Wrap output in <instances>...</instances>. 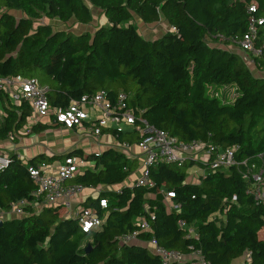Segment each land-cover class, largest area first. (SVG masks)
<instances>
[{"label": "trees", "instance_id": "16d2710c", "mask_svg": "<svg viewBox=\"0 0 264 264\" xmlns=\"http://www.w3.org/2000/svg\"><path fill=\"white\" fill-rule=\"evenodd\" d=\"M95 11L108 25L97 24L93 31L76 33L45 20L88 25ZM133 19L145 24L164 19L175 29L148 39ZM252 27L254 46L262 54L249 53L263 71L264 0H0V74L38 78L49 86L57 106L101 89L112 97L125 91L150 124L184 141L237 146L236 158L243 161L264 152V75L255 74L231 48L239 47ZM231 92L233 100H225ZM0 97L7 114L0 119V140L14 134L17 142L20 136L61 126L38 124L20 134L29 105L10 103L1 91ZM119 137L132 143L139 139ZM71 155L95 165L72 182L86 188L115 186L82 202L105 219L104 225L85 233L61 205L39 212L28 208L0 226V264H201L196 258L165 262L145 244L121 241L135 230L142 240L156 238L184 255L200 251L206 264H232L248 252L251 259L245 264H264V204L247 192L244 166L209 169L193 183L187 172L195 163H206H158L150 169L155 185L145 187L125 184L138 158L117 148L90 154L73 148L28 159L11 151L9 165L0 171V209L31 199L36 184L30 166ZM164 190L175 194L170 202L178 208L169 206ZM102 198L108 199L107 208L100 205ZM142 219L149 222L146 231L140 228Z\"/></svg>", "mask_w": 264, "mask_h": 264}, {"label": "built area", "instance_id": "2783aa9c", "mask_svg": "<svg viewBox=\"0 0 264 264\" xmlns=\"http://www.w3.org/2000/svg\"><path fill=\"white\" fill-rule=\"evenodd\" d=\"M255 34L254 27H252L250 33L239 41V47L243 51L252 52L254 56H258L262 54V51L254 46ZM262 74L264 75V70ZM0 91L10 103L15 105L27 103L29 105L30 115L27 117L25 126L19 130L20 134L30 133L32 128L38 124H60L74 129L79 136H86L92 145L97 143L99 146L106 145V148H117L125 151L131 157L137 158L133 149L139 147L142 155L146 158L141 166L142 176L134 182L138 186L153 187L155 185V182L150 178V169L153 165L170 163L183 166L189 160H198L196 159L197 154L207 151L208 160L205 162L200 160L207 166L201 163H195L192 166L197 168L198 165L199 167L197 171L195 170L196 172H193L199 174L197 182L194 183H199L201 177L206 175L209 169L228 170L234 166H244L242 174L249 183L247 192L253 194L258 203L264 204V152L253 159L240 161L236 158L237 146L221 148L202 140H181L179 137L150 124L141 116L140 112H136L130 105L129 95L125 91H120L115 97H112L106 89H101L96 93L84 94L78 99H73L68 105L57 106L50 100L49 86L43 84L38 78L1 74ZM6 116L0 97V119ZM124 134L138 135L139 139H134L136 143H132L130 140H121L119 136ZM9 139L13 141L14 134H11ZM9 163L10 154L0 152V171L4 170ZM94 166L92 161L76 155L67 156L52 163L44 162L37 166H30L29 171L36 184L31 199L22 198L15 202L10 209H0V220L4 221L14 213L17 216L25 215L28 208L39 212L46 206L61 205L67 210V216L75 218L85 233H93L102 228L105 219L101 218L94 208H85L82 203L78 202V198L87 188L71 181L76 175L87 169H93ZM90 189L93 191L98 189V192L113 190L112 186ZM163 192L169 206L178 208V205H173L170 202V198L175 194L166 190ZM100 205L107 208L108 199H100ZM180 224L186 226L184 221H181ZM139 225L144 231L150 227L149 222L145 219H142ZM189 231L194 235L192 228H189ZM139 233L140 230H135L125 234L121 237V241L128 243L140 241L143 244L144 240L139 237ZM146 243L165 262L196 258L199 263L206 264L200 251L184 255L178 250H169L160 245L156 238H152ZM242 259L240 264L250 261V252L246 253Z\"/></svg>", "mask_w": 264, "mask_h": 264}, {"label": "rangeland", "instance_id": "374dc122", "mask_svg": "<svg viewBox=\"0 0 264 264\" xmlns=\"http://www.w3.org/2000/svg\"><path fill=\"white\" fill-rule=\"evenodd\" d=\"M16 14H19L18 12H14ZM50 23H52L53 25H55L58 28H65V29H70L76 33H79L81 31H85V30H89V31H93L94 28L96 27L97 24L100 25H108V20L105 16H103L99 11H95V19L92 23L88 24V25H84V24H80V23H76L75 21H69L68 23H63L61 20H59L58 18H53L51 20H47ZM132 22L138 26L139 31L143 34L146 35L147 33H150L152 36V38H156L158 36H161L163 34H165L166 32L171 30V26L169 25V23H159L157 25H145V23L139 21L138 19H133ZM149 38V37H147ZM150 39V38H149ZM233 50H235L236 52H238L242 58H246L247 60V52L242 51V50H238L235 49L233 46L231 47ZM261 75V74H260ZM43 83V82H42ZM44 84V83H43ZM220 95L223 96L224 95V89L220 90ZM234 98V93H230L225 100L227 101H232ZM48 130V131H47ZM46 131H44L43 134L41 135H35L32 137H25L24 139L21 140L20 143L17 144V142L14 141H10L14 147H18L23 154L24 151L26 150L25 147H30L31 145H39V144H45L47 147V150H45L44 152L48 153L49 155L53 154V153H64L68 150H63V147H65V145L69 142H72L71 139H76L77 134L75 135L74 133H72L71 131H67L65 129H60V130H55L54 127H51L49 129H47ZM75 136V137H74ZM78 137H80L78 135ZM36 142V143H34ZM136 143V141L134 142ZM68 145V144H67ZM79 147L84 151L85 154H90V153H99L101 152L103 149L106 148V145L103 146H99L97 143L95 145H92L90 140L88 138H86L83 142L81 141V143L79 144ZM54 150H58L56 152H54ZM53 152V153H52ZM133 152L136 154L138 161H137V165L135 166L133 173L129 176V178L126 180L125 184H133L137 179H139L142 176V170H141V166L143 165V162L145 161V156L142 155L141 153V149L139 147L134 148ZM31 155V154H30ZM30 155H27V157H30ZM209 158V154L207 153V151H204L202 153L197 154L196 159L201 160L203 162L207 161ZM198 165L197 168L195 169L197 171L198 169ZM194 170H190L187 172V181L188 182H197L196 179H198L199 174H195L193 172H196ZM108 188V187H107ZM115 186L112 187V189H114ZM90 189V188H87ZM93 190V189H91ZM94 196L97 197L99 192L98 189H94ZM151 192H147V195H149ZM11 217H19L17 216V214H11ZM89 237L85 239V242H88ZM189 259V258H188ZM236 262V261H234ZM232 264H235V263Z\"/></svg>", "mask_w": 264, "mask_h": 264}, {"label": "crops", "instance_id": "0c3cea01", "mask_svg": "<svg viewBox=\"0 0 264 264\" xmlns=\"http://www.w3.org/2000/svg\"><path fill=\"white\" fill-rule=\"evenodd\" d=\"M104 16V15H103ZM167 23V21L166 20H164V19H162L160 22H156V23H152V24H145V25H157V24H159V23ZM166 25V24H165ZM146 38L147 37H149L150 39H154V38H152V37H150V36H152L150 33H147L146 35H144ZM148 38V39H149ZM235 49H238V50H242L240 47H234ZM243 51V50H242ZM246 52V51H245ZM247 60H246V58H245V61L247 62V64H248V66H249V68L252 70V71H254V73L255 74H262V71L257 67V65L255 64V62H254V60H253V57L250 55V53L249 52H247ZM55 128V130H60V129H65V130H67V131H71L72 133H74L75 135L77 134V132L74 130V129H71V128H67V127H65V126H58V127H54ZM46 131V130H45ZM48 131V130H47ZM44 133V131H42V132H40V133H33V134H31V135H24V136H20L19 137V140L17 141V144L18 143H20L21 142V140L22 139H24L25 137H32V136H35V135H41V134H43ZM75 137V136H74ZM87 137L86 136H80V137H78V134H77V136H76V139H71V141L72 142H69V143H67L66 145H65V147H63V150H71V149H73V148H80L79 147V144L81 143V141L83 142L85 139H86ZM89 139V138H88ZM90 140V139H89ZM11 140L10 139H6V140H0V152H4V153H8V154H10V152L11 151H15V152H17L18 154H20L23 158H25V159H28V158H30L31 156H33V155H35V154H38V153H43L45 150H47V147H46V145L45 144H39V145H36V144H34V145H31L29 148L28 147H25V151H24V153L23 154H25V155H22L21 153V151L20 150H18L19 148L18 147H14V143L12 144L11 142H10ZM34 143H36V142H34ZM68 150V151H69ZM56 151H58V150H56ZM55 150H54V152H56ZM68 151H66V152H68ZM66 152H64V153H66ZM44 153H46V152H44ZM53 153V152H52ZM31 154V155H30ZM46 154H48V153H46ZM53 154H63V153H53ZM53 154H51V155H53ZM27 155H30V157H27ZM49 155V154H48ZM195 169H196V167H192L190 170H194L195 171ZM189 170V171H190ZM89 196H94V192H93V190H91V189H86L85 191H84V193L78 198V202H80V203H82L83 201H85V199L87 198V197H89ZM11 216H9V218H10ZM144 243L143 244H145V245H147V243H146V241H143ZM137 243H142V242H137ZM243 259L241 258L240 260L238 259V260H236V262H234L235 264H240L241 263V261H242Z\"/></svg>", "mask_w": 264, "mask_h": 264}, {"label": "water", "instance_id": "95a60500", "mask_svg": "<svg viewBox=\"0 0 264 264\" xmlns=\"http://www.w3.org/2000/svg\"><path fill=\"white\" fill-rule=\"evenodd\" d=\"M2 223H3V221L0 220V226L2 225ZM90 247H91V245L88 244V246H87V251L89 250Z\"/></svg>", "mask_w": 264, "mask_h": 264}]
</instances>
